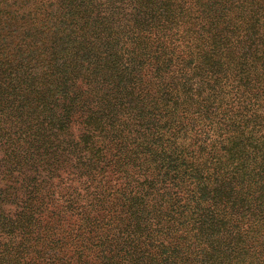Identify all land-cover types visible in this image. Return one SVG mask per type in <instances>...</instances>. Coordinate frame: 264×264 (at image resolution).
I'll use <instances>...</instances> for the list:
<instances>
[{
  "label": "trees",
  "instance_id": "obj_1",
  "mask_svg": "<svg viewBox=\"0 0 264 264\" xmlns=\"http://www.w3.org/2000/svg\"><path fill=\"white\" fill-rule=\"evenodd\" d=\"M126 1L0 0V264H264V0Z\"/></svg>",
  "mask_w": 264,
  "mask_h": 264
},
{
  "label": "rangeland",
  "instance_id": "obj_2",
  "mask_svg": "<svg viewBox=\"0 0 264 264\" xmlns=\"http://www.w3.org/2000/svg\"><path fill=\"white\" fill-rule=\"evenodd\" d=\"M132 2L130 0H127L125 3L121 4V6L126 10V12H129L130 11V4ZM5 209V208H4Z\"/></svg>",
  "mask_w": 264,
  "mask_h": 264
}]
</instances>
